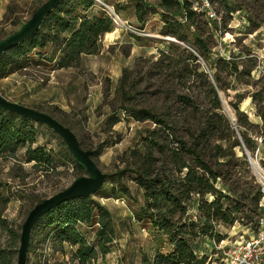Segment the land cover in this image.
<instances>
[{
  "label": "rangeland",
  "instance_id": "rangeland-1",
  "mask_svg": "<svg viewBox=\"0 0 264 264\" xmlns=\"http://www.w3.org/2000/svg\"><path fill=\"white\" fill-rule=\"evenodd\" d=\"M43 1L0 0V38L19 28ZM125 1L95 0V9L102 8L112 17V29L99 37L98 50L84 53L79 63L58 66V43L48 41L32 48L22 66L0 77V92L6 98L51 114L74 131L82 147L98 150L92 156L107 175L101 188L91 195L109 209L116 229L110 250L94 264H140L143 255L171 247L167 236L156 231L147 217L137 218L144 195L133 178V167L137 153L143 150L142 138L155 123L134 119L122 103L159 112L179 107L184 112L181 122L185 131L201 120L204 111L214 109L211 83L220 98L219 110L232 125V134L211 142L226 145L234 137L241 139L240 145L231 149L234 179L238 188L250 186L244 189L249 198L257 187L261 192L264 181V121L258 114L264 111V0H209L208 12H196L193 24H188L182 13L164 11L161 0H143L148 3L143 20L131 17L133 11L128 9L126 15H119L121 19L118 5ZM194 1L187 0V4L192 6ZM196 36L205 41V52L195 42ZM226 61L237 64L240 73L233 72ZM124 69L133 83L125 96L118 89ZM215 73L219 78H214ZM110 113L119 117L113 125L106 121ZM237 116L244 127L238 124ZM29 125L35 134L32 146L49 150L53 163L25 161V146L18 147L14 155L0 156V216L18 235L36 201L86 173L67 158V146L56 131L35 119ZM239 127L251 144L242 141ZM189 211L197 213L195 206ZM260 211L257 208L251 216L244 214L233 224L216 223L213 231L223 234L218 241L215 235L193 236L191 243L199 255L206 256L205 264H218L227 244L257 229L263 216ZM41 227V222L33 226L26 264L69 259L76 245L53 241L52 225L46 227L49 236ZM96 227V223L79 224L94 244ZM0 243L15 249L12 262L16 264L19 237L13 240L1 223Z\"/></svg>",
  "mask_w": 264,
  "mask_h": 264
},
{
  "label": "trees",
  "instance_id": "trees-1",
  "mask_svg": "<svg viewBox=\"0 0 264 264\" xmlns=\"http://www.w3.org/2000/svg\"><path fill=\"white\" fill-rule=\"evenodd\" d=\"M187 3V0L160 2L164 11L182 13L188 24H193V15L197 11ZM146 5L137 4L138 20H143L148 10ZM94 8L95 0H61L46 13L37 30L0 54V77L22 66L32 48L42 47L48 41L58 43V66L75 65L84 53H95L99 37L111 31L113 19L104 9ZM195 42L205 52V41L196 36ZM226 62L233 72L240 73L237 64ZM214 78H219V75L215 73ZM132 84L124 69L118 83L122 95L130 94ZM209 84L213 89L214 109L204 111L201 120L185 131L181 122L184 112L179 107L159 112L146 106L120 105L134 119H150L155 123L142 138L143 150L137 153L138 159L133 167V178L143 188L144 195V204L137 218L147 217L153 228L166 235L171 244L166 251L156 250L151 256L143 255L140 264H205L206 256L199 255L191 243L193 236L215 235L214 240L218 241L223 234L213 231L216 223L233 224L244 214L251 216L257 208L262 210L259 206L260 188L257 187L249 198L244 189L250 186L238 188L234 179L236 169H233L234 152L231 149L240 145L241 139L234 137L226 145L216 140L211 142L232 134V125L219 110V95ZM237 112L244 114L238 109ZM258 114L264 121V111L260 110ZM31 119L0 107V156L5 153L14 155L18 147L25 146V161L51 165L53 156L49 150L42 145L32 146L35 134L29 125ZM118 120L114 113L106 118L109 125ZM237 122L244 127L239 116ZM238 130L242 141L251 144L245 130L241 127ZM93 154H98V150H93ZM66 156L79 171L83 170L68 152ZM207 195L212 197L208 199ZM194 206L197 213L192 215L189 210ZM39 222L46 236L51 233L46 230L47 225H52L53 241L76 245L69 259L55 260L51 264H94L98 256L103 257L110 250L116 229L109 209L91 194L62 201L42 214L36 223ZM0 223L8 229L13 240L19 237L1 216ZM80 223L97 224L95 244L80 231ZM14 252L15 249L0 243V264H13Z\"/></svg>",
  "mask_w": 264,
  "mask_h": 264
},
{
  "label": "water",
  "instance_id": "water-1",
  "mask_svg": "<svg viewBox=\"0 0 264 264\" xmlns=\"http://www.w3.org/2000/svg\"><path fill=\"white\" fill-rule=\"evenodd\" d=\"M61 0H44L40 3L31 16L25 20L19 28L0 38V54L10 46L24 40L40 26L44 16ZM0 107L25 115L50 126L64 140L69 153L86 171L84 174L75 176L71 182L55 193L36 201L28 210L21 223L19 233V245L17 248L16 264H26L27 248L33 226L42 214L62 201L78 197L88 196L101 188L107 175L102 171L94 160L93 149L84 148L80 145L74 131L67 125L60 122L51 114L28 106L26 104L10 100L0 92ZM245 153L247 150L245 149Z\"/></svg>",
  "mask_w": 264,
  "mask_h": 264
},
{
  "label": "built area",
  "instance_id": "built-area-1",
  "mask_svg": "<svg viewBox=\"0 0 264 264\" xmlns=\"http://www.w3.org/2000/svg\"><path fill=\"white\" fill-rule=\"evenodd\" d=\"M209 5V0H195L191 7L197 12H208ZM259 206L263 216L259 218L257 229L247 237L235 239L227 244L220 252L218 264H264V181Z\"/></svg>",
  "mask_w": 264,
  "mask_h": 264
},
{
  "label": "crops",
  "instance_id": "crops-1",
  "mask_svg": "<svg viewBox=\"0 0 264 264\" xmlns=\"http://www.w3.org/2000/svg\"><path fill=\"white\" fill-rule=\"evenodd\" d=\"M105 1H107V2H113V3H116V2H119L120 0H105ZM144 2L145 1H143V0H135V3H134V1L133 0H126L125 1V3L124 4H122V3H119V10H118V12H119V14H117L118 15V17L119 18H121L119 15H126V13H125V10L126 9H128L129 11H133V16H131V17H133V18H135V19H138L137 18V12H136V7H137V4L138 3H142V4H144ZM146 4H148L147 2H145ZM95 9V8H94ZM122 19V18H121ZM108 31H106L105 33H107Z\"/></svg>",
  "mask_w": 264,
  "mask_h": 264
}]
</instances>
